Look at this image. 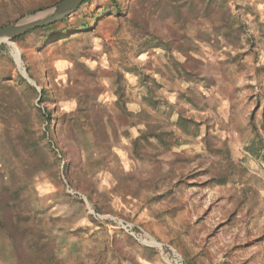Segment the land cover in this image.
Here are the masks:
<instances>
[{
    "label": "rangeland",
    "instance_id": "374dc122",
    "mask_svg": "<svg viewBox=\"0 0 264 264\" xmlns=\"http://www.w3.org/2000/svg\"><path fill=\"white\" fill-rule=\"evenodd\" d=\"M79 8L0 50V264H264V0Z\"/></svg>",
    "mask_w": 264,
    "mask_h": 264
},
{
    "label": "water",
    "instance_id": "95a60500",
    "mask_svg": "<svg viewBox=\"0 0 264 264\" xmlns=\"http://www.w3.org/2000/svg\"><path fill=\"white\" fill-rule=\"evenodd\" d=\"M85 2V0H62L54 8L43 13L25 18L18 23L0 28V44L10 45V41L38 28H44L70 16ZM12 54L20 66V57L17 50L12 47ZM17 56V57H16Z\"/></svg>",
    "mask_w": 264,
    "mask_h": 264
},
{
    "label": "trees",
    "instance_id": "16d2710c",
    "mask_svg": "<svg viewBox=\"0 0 264 264\" xmlns=\"http://www.w3.org/2000/svg\"><path fill=\"white\" fill-rule=\"evenodd\" d=\"M89 0H85V2L82 4V5H84L86 2H88ZM81 5V6H82ZM80 6V7H81ZM80 8H78V10H79ZM67 18H64V20H66ZM64 20H62V21H64ZM52 25H49V26H46V27H44V28H47V27H51ZM85 26V28H86V24L85 23H83L82 24V27H84ZM38 29H41V28H38ZM35 30H37V29H35ZM34 31V30H33ZM25 35V34H24ZM23 36V35H22ZM22 36H20V37H22ZM20 37H18V38H16V39H14V41L15 40H17V39H19ZM5 49V45L4 44H2V45H0V50H4ZM18 81H21V82H24V79H22L21 77H19L18 78ZM47 119H49V118H47Z\"/></svg>",
    "mask_w": 264,
    "mask_h": 264
}]
</instances>
